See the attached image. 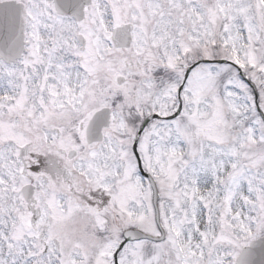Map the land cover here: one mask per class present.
Listing matches in <instances>:
<instances>
[{
	"label": "snow or ice",
	"instance_id": "1",
	"mask_svg": "<svg viewBox=\"0 0 264 264\" xmlns=\"http://www.w3.org/2000/svg\"><path fill=\"white\" fill-rule=\"evenodd\" d=\"M0 264H264V0H0Z\"/></svg>",
	"mask_w": 264,
	"mask_h": 264
}]
</instances>
